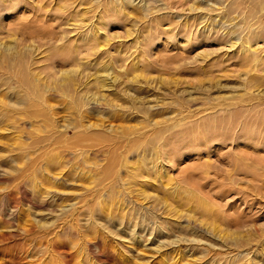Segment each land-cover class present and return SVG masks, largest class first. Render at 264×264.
<instances>
[{"label": "rangeland", "instance_id": "rangeland-1", "mask_svg": "<svg viewBox=\"0 0 264 264\" xmlns=\"http://www.w3.org/2000/svg\"><path fill=\"white\" fill-rule=\"evenodd\" d=\"M55 1L59 2V5H65L63 0H53L52 2ZM75 1L74 5H78L76 11L79 14L83 13L85 8L89 9V12L86 14L89 17L88 21L96 19L94 15L101 9L99 7H102L103 2L110 3L112 1L107 7L114 5L113 2H115L114 6L116 8H119L117 3L119 5L129 4L128 2L137 3L135 6L131 4L126 5L128 7L125 6L127 18L124 17L121 20H117L118 22H114L115 18L114 20L112 19L115 24L106 26V28L101 30V34H99L102 36V39H107L109 43L115 42V40H123L122 42H126L125 44L129 45L131 39H134L141 32V34H145L142 37L141 43L143 47H146V45L150 46V36H153L156 31H160V27L158 28L154 23L149 21V23H144L143 18L138 16L139 11L142 9H146L143 14L161 16L163 18L161 25L165 23L162 25V29H167L168 27L166 26L169 24H181L183 18H188V16L189 21L195 20V22H198L196 24L198 29L206 24L215 26L219 22L233 29L234 25L239 24L240 19V14L236 12L237 10H234V12L229 14L230 17L227 16L228 18L219 15V21L218 16L216 17L213 12H217V7L222 8H220V11L225 10L229 6V2L217 0H99L100 4L96 8L89 7L98 0ZM33 2L39 1L33 0ZM47 2H50L49 4L51 5L49 6L51 7L53 4L51 0H47ZM249 3L245 4L249 5ZM262 5L264 6V2H262ZM191 7L195 9L190 11ZM135 9L138 13L134 11ZM115 12L112 11L113 14ZM121 12L124 13L123 10ZM209 14L211 15L209 16ZM262 14H264V9L262 10ZM136 16L137 18H135ZM138 17L140 18L138 19ZM3 18L6 21L10 20L7 15H4ZM142 26L143 28H141ZM16 27L17 25L13 28L15 29ZM147 33L150 34L147 35ZM114 36L116 37L115 39H113ZM160 40L164 41L165 45L161 43L162 46H160L161 41H159L156 45L161 48L153 45L158 49L152 48L151 53L154 56H159L163 53L164 55L161 57L165 58V65L157 62L158 64L154 65L157 69L153 67L147 76L153 77L156 86L160 83L159 87L163 83L170 88H173L172 86L174 85H177L176 87L178 88L186 85L184 88L187 87L188 93L189 91H192V93L187 94L186 92L185 94H179L178 97L174 96V98L185 99L186 105L190 101L193 103L197 100L193 104L190 103V109L200 106L201 103L198 100L206 99L207 96L226 95L228 99L230 95H237L239 93L242 74H244L246 68L242 70L241 68L243 67H236L229 60L231 64L223 63L222 66L225 65V67L221 65L215 66L211 74H209V69L206 67L205 69L208 73L206 70H203L204 72L200 70L197 71L198 73L196 71L193 72L194 74L189 73L191 75L189 76L185 70L179 69V71H182L181 73L177 69L175 71L174 67L171 66L179 63L181 60L175 63H167L169 60L166 57L170 59L172 54L173 56L177 55V52L179 55L180 49H171L169 44L166 46L165 34L161 35ZM222 45L227 48L224 44H218L217 41H214L207 45H201L198 49L212 48L217 51L219 57H222L223 53L226 52L224 51L225 48L224 50L220 48ZM164 47L166 48L163 49L165 52H161ZM131 49L129 52H133L132 54L137 53V51L134 53L133 48ZM154 51H156V54ZM196 52V50L189 52L190 59L195 56ZM182 55H187V51L182 52ZM133 56L128 58L127 62ZM139 68H142V65ZM223 71L224 73H222ZM212 75H215V77ZM0 77L4 78V80L8 79L3 76ZM2 78H0V83L1 81L3 82L0 85L1 98L6 97L8 91L10 94L18 91L17 88L14 91L12 90L16 86L14 82H6ZM5 82L11 86H8ZM209 82L211 84L217 83L216 85H219V83L224 84V87H213L209 91L210 95H208L205 94L206 92L203 88L206 85L209 86ZM192 85L195 88L199 85L196 88L198 92H194L195 90L190 88L193 87ZM200 87H202L203 91L199 89ZM261 88L264 89V81ZM261 88L259 90H262ZM171 98L172 96H167L166 99L169 105L165 107L161 105L147 113L152 123L158 119L156 122L160 124L161 122H158L160 117H168L174 113V110L176 111ZM45 100L48 105L52 106L51 110L53 109L49 116H53L54 113L56 114L53 116L55 118H52L54 121L49 117L50 120L46 118L49 122L48 120L44 122L41 116H32V118L28 117V119L27 116L22 114L17 115V118L12 120L13 123L0 119V155L4 157V160L0 164V172L4 173V176L0 178V264H264V255H262L261 251L264 248V147L252 148V145L242 147L234 143L235 147H238V150H233L234 144L231 145V148L228 143L227 146L224 145L221 148L215 145L212 150L208 151V155L203 153L199 156H187L186 152L179 151L178 156L176 155L178 157L176 163L173 161H163L165 166H168V173L167 175L162 174L160 181H169L171 184H166V187L170 191L164 192L172 195L169 196L163 194V189L166 188L163 186V189H161V185L159 184L162 182L160 183L158 178L154 179L155 182L148 183L147 181L152 180L148 176L136 179L132 178L131 175H127L128 170H131L132 166L136 167V158H142L140 154L143 153V147L139 148L134 154L133 152L128 153L127 160L124 161L128 169L123 166L124 164L116 162L110 166L109 178L107 180L104 179V172L100 169L94 174L95 164L105 167V160H99L100 157H94L93 154H88L86 158L84 157L86 156L85 153L79 154L80 150L76 151L74 155L70 153L73 151V145L71 146L73 143L70 141L71 137H73V126L76 120H80L77 114L74 113L72 104H69L68 99L65 101V98L61 99L52 94L46 95ZM93 105L94 102H90L88 106L91 107L90 109H93ZM37 111L39 109L32 110V112ZM156 111L160 116L158 113H154ZM83 117V123L96 121L94 115L92 113L91 115L89 113L86 115V111L83 112ZM131 119L124 125L142 124V119L139 121L132 116ZM84 120L88 121L84 122ZM114 123L118 124V122L107 120L104 122L103 129L110 131L113 127L112 125L116 126ZM52 124L58 127L57 130H63L62 132L65 130V135L67 136L64 135L63 137H66L65 142H68L60 144L61 141L59 143L54 142V138H52L53 142H51L50 134L55 132L52 129ZM43 129L44 131H41ZM68 138L70 140H66ZM87 143L84 142V144L80 145L93 146L94 141L91 140ZM65 144H67L66 147ZM119 152L120 149L116 153L118 154ZM150 152L147 151L145 155L143 154V157L146 158L144 161L145 166L147 165L151 170L153 169L151 168L152 165L151 163L148 164V161L150 162L152 159ZM77 154L80 156L78 157ZM238 154L244 155V157L248 154L251 155H248L245 160L248 166L247 170L245 167L240 170H234L235 166H233L232 160ZM67 157L68 159H72L68 162ZM169 164L173 165V167ZM81 165L83 166L79 167ZM142 168H144V165ZM22 169L23 172L26 171L28 176L21 184V191L16 189L13 191L12 196L14 195L13 197H15L16 201L13 197L12 199L10 197V200L1 189L8 184L10 185L8 182L10 176L13 177ZM46 176L47 178L49 177L51 182L54 179L57 180L55 182L56 186L48 188L50 191L47 189L46 192L40 193L36 190L39 188V184L37 183L44 180ZM144 177L146 179L148 177L149 180L144 181ZM186 178H189L191 182L194 181L189 186L195 185L197 188L200 186L201 192L198 191V195H196L204 198L207 207L202 206L203 203L197 202L195 197H191V192H188L189 188L183 187ZM151 183L154 184L153 186L156 185L155 187L158 188V191L154 190L153 186V191L151 190ZM141 184L146 185V190L143 188V191L140 190L138 193L137 188ZM176 185L177 188L175 190H177L175 192L173 186L175 187ZM179 185H181V188L178 187ZM154 195L156 198L163 196L169 206L166 207L164 205L165 203L162 202L163 198L156 199ZM108 213H111V215L108 216ZM171 225L173 228L170 229ZM161 228L165 229L166 232H162ZM103 240L106 241L105 245L107 247L102 245L101 242ZM106 250L111 251L114 256ZM20 255L22 260L19 257ZM23 258L25 259L23 260Z\"/></svg>", "mask_w": 264, "mask_h": 264}, {"label": "bare ground", "instance_id": "bare-ground-1", "mask_svg": "<svg viewBox=\"0 0 264 264\" xmlns=\"http://www.w3.org/2000/svg\"><path fill=\"white\" fill-rule=\"evenodd\" d=\"M38 1L39 2H33V0H0V76L8 78L5 79L6 82H14L16 86L13 87L12 90L14 91L16 88L18 90L14 92L10 90L12 94L8 91L6 97H0V119L13 123L12 120L14 118L16 119L17 115L22 114L27 116V118L41 116L42 120L47 122L48 119L46 118L50 117L52 119L56 114L54 113L53 116H49L53 109L51 110L52 106L48 105L46 102L45 96L52 94L61 99L65 98V101L68 99L69 104H72L70 105L72 106L74 113H76L80 119L76 120L73 126V137H71V140L70 138L66 139L73 143L71 146L73 145L72 150L74 152L70 150V153L74 155L76 151L80 150L79 154L85 153L86 156L84 157L86 158L88 154H93L94 157L99 156V160H105V167H103V165H100V167L99 164H95L94 168V174L99 169L104 172L105 180L109 178L110 166L113 165V163L117 162L124 164V161L127 160L128 153L133 152L134 154L141 147H143V153L140 154L142 155V158H136V167L132 166L130 168L131 170H128L129 172H127V175H131L132 178L136 179H139L138 177L141 178L143 176H148L152 179L150 181L148 177L147 179L144 177V181L149 180L147 181L148 183L155 182L154 179L156 178H158L160 183L162 182L160 181V176H162V174L167 175L168 173V166H165L163 161H173L176 163L179 151L186 152L187 156H199L203 153L208 155V151L212 150L215 145L221 148L224 145L227 146L228 143L230 146L235 143L242 147L248 145H252V148L264 147V89L261 88L264 81V14H262V10L264 9L262 2H264V0H217L229 2V6H227L225 10L220 11L221 7H217V12H213L216 17L218 16V19L219 15L222 17H230L229 14L234 12V10H237L236 12L240 14L239 24L234 25L233 29L226 27L225 24H221V22H219L220 19L218 21L219 24H216L215 26L206 24L207 26L204 25L202 28L199 27L200 29H198V27H196L198 22H195L194 19V21H189V16L188 18L184 17L181 24H169L166 26L168 27L167 29H162V25L165 24L163 23L161 25L163 18H161V16H149L145 13L143 14L146 9H142L139 11V14L141 15L138 14V16L143 18L144 23L149 21L154 23L158 28L160 27V31L158 30L153 36H150L149 39L151 44L149 43L150 46L146 45V47L141 46L143 40L142 37L145 36V34H141V32L139 35H136L134 39H131L130 44L128 43L129 45L125 44L126 42H122L123 40H115V42L109 43L107 39H102V36L100 35L101 30L106 28V26L115 24L113 23L114 18L116 20H114V22H118L117 20H121L124 17L127 18V13L125 11L126 5L131 4L135 6L137 3L134 4L128 2L129 4L125 3V5H119L117 3L119 8H116V6H114L116 4L115 2H113L114 5H111L110 7L107 6L110 5L112 1L110 3L103 2L102 7H99L101 9L96 15H94L96 16V19L94 21H88L89 17L86 14L89 12V9L85 8L84 12L79 14V12L76 11L78 5H74V2H76L75 0H63L65 2L64 6L59 5V2H52L53 0H51V3H53L51 7L49 6L51 5L49 4L50 2H47V0ZM230 2L232 3L230 4ZM247 2H250L249 5L245 4ZM92 4L93 5L89 8H96L99 6L100 1H95ZM193 9L195 8L191 7L189 10L191 11ZM206 9L209 10L208 8ZM121 10H123L124 13H122ZM112 11H120L121 13L115 12L116 14H113ZM134 11H136V9ZM136 12L138 13V11ZM258 13L259 15H257ZM211 14H209V16ZM4 15H7L10 20L6 21L3 18ZM135 18H137V16ZM139 18L140 17H138V19ZM15 25H17V27L14 29L13 27ZM141 28H143V26ZM149 34L147 33V35ZM163 34H165L166 37V46L169 44L171 49L177 48L176 50L180 49L181 51H179V55L178 52L177 55L173 56L172 54L170 59H168L169 57H166L167 55L165 56L167 60H169V62H167L168 64L181 60L174 65L170 64L174 67L175 71L176 69L177 71L183 69L188 72L185 73L189 75V73H193L194 71L197 72L201 70L204 72L203 70H206L205 68L208 67V72L211 74L215 66H222L223 63L228 64L230 63L229 60L236 67H243L241 68L242 70L246 68L244 74H242L243 77L241 79L242 83L238 91L239 93H236L237 95H230L231 97L229 96L228 99L226 95L207 96L206 99L203 98L198 100L201 103L200 106L190 109L191 104L195 103L197 100L193 103L190 101L189 104L186 105L185 99L180 100V98H174V96L178 97L179 94H185L186 92L187 94L192 93V91H189L188 93L187 87L184 88L186 85L182 88L176 87L177 85H171L173 88H170L164 83L159 87V83L156 86L153 77H148L147 74L150 73V70L153 67L156 68L154 65H157V62L165 65V58L163 59L161 57L164 55L163 53L159 56L155 55L158 58L151 53L152 48L155 46L158 47L156 44L161 41V35ZM115 38L116 37L114 36L113 39ZM110 39L112 38L110 37ZM214 41H217L218 44H224L227 47L225 48L223 45V48L220 47L222 50L225 48L224 51H226L223 53L222 57H219L217 51L212 48L198 49L201 45H207ZM161 43L162 45H165L164 41L160 42V46H162ZM131 48H133L134 53L136 51L137 53L132 54L133 52H129L132 50ZM163 49L166 48L164 47L162 50L160 49L161 52L164 51ZM194 50L197 52L195 56L190 59L189 52ZM186 51L187 55H182V52ZM154 53L156 54V51H154ZM131 56L133 57L127 62L128 58ZM188 58L190 60H186ZM139 64L142 65V68H139ZM223 66L225 67V65ZM182 71L179 72L182 73ZM185 73L183 74L185 75ZM222 73H224V71ZM213 77H215V75ZM171 78L170 80H172ZM2 79L5 81L4 78ZM1 83L3 84L2 81ZM1 83L0 85H2ZM6 84L8 85L9 83ZM216 84L217 83H210L209 86L206 85L205 87L203 85V90L206 92L205 94L210 95L209 91L212 90L213 87H224V84ZM192 86L194 87V85ZM193 87L190 88L194 89V92H196L197 87ZM259 87L262 90H259ZM199 89L203 91L202 87ZM167 96H172L171 100H173L175 105L173 106L176 111L174 110V113L168 117H160L163 119L159 118L158 122H161L160 124L156 122L158 119L152 123L150 121L151 119L148 118L147 113L161 105H164V107L169 105L166 101ZM164 100L165 102H163ZM171 100L170 103L172 104ZM90 102H94L92 108L95 109V111L88 106ZM33 109H39V111L32 112ZM178 109L181 111L180 113ZM85 111L86 115L87 113L90 115L92 113L96 121L90 123L87 120L88 123H83V112ZM154 113L158 112L156 111ZM131 116L137 118L139 121L142 119V124L136 123L137 125H124L125 123L127 124L129 119H134H131ZM107 120L118 122V124L116 125L114 123L116 126L112 125L113 127L110 131H108V129L104 130L103 125ZM87 121L84 120V122ZM160 127L161 129H159ZM52 129H54L53 131L55 132L52 131L53 133L50 134L51 142H53L52 138H54V142L59 143L61 141L60 144L64 143L66 138L63 137L66 134L65 130L64 132L60 129L57 130L58 127L56 125L53 126ZM41 131H44V129ZM47 131L49 132V130ZM91 140L94 141L93 146L80 145ZM235 144L234 148H232V146L231 148L233 150H238V147L236 148ZM66 145L67 144H65V147ZM241 146L239 147V150ZM92 147L93 149H91ZM119 149L120 152L117 154L116 152ZM151 150L152 152H150ZM147 151L152 155V159H148L150 162L147 160L148 164L151 163L152 165L151 168L153 169L151 170L147 165L145 166L144 162L146 158L143 157V154L145 155ZM248 155L246 157H248ZM77 156L79 157L80 155L77 154ZM68 157L66 159L69 162L72 158L68 159ZM246 157L238 154L232 160L233 166H235V171L243 169V167H245V169L248 167L245 163V160L247 159ZM2 160H4V157L0 155V164ZM143 165L144 168H142ZM199 165L202 166L201 164ZM82 166L83 165L79 167ZM123 166L127 168L125 164ZM170 166L173 167V165ZM23 169L13 177L10 176L8 181L10 185L8 184L1 189L7 198L10 199L11 197L12 199L14 196H12V194L15 189L21 191V184L28 176L26 171L23 172ZM53 174L55 175V173ZM3 176L4 173L0 172V178ZM185 180L184 185H186H183V187L187 189L189 188L188 192H191V197H195L197 202L203 203L202 206L205 207L206 201L204 198H202L201 195V197L197 196L198 191L201 192L200 186L198 188L195 187V185L189 186L190 184L192 185V182L194 181L191 182L189 178H186ZM55 182H57V180L54 179V181L51 182L49 177L47 178L46 176L40 183L38 181L37 184H39V188L36 190L40 193L46 192L48 188L56 186ZM152 183L150 184L151 190L154 188V190L158 191V188L155 187L156 185L153 186L154 184ZM162 183L159 184L161 185V189H163V186L166 188L163 189V194L172 196L168 192L164 193L165 191H170L169 188L166 187L167 183L170 184L169 181ZM139 186L141 188H137L138 193L140 190L143 191V188L145 189L146 185L141 184ZM147 186H149V184H147ZM178 187L181 188V185ZM175 188H177V185L175 187L173 186V190H175ZM144 196L146 197V195ZM154 197L156 198L155 195ZM13 198L15 200V197ZM161 198H163L162 202L165 203L164 205L168 207L169 204L166 203L163 196L158 199ZM8 202L10 201L8 200ZM107 215L110 216L111 213H108ZM234 225L232 226L234 227ZM169 228H173L172 225ZM160 230L166 232L165 229L161 228ZM105 242L106 241L103 240L101 243L107 247ZM106 251L113 255L111 251ZM261 251L263 253L262 255H264V248H262ZM19 257L21 258V255ZM24 259L25 258H23V260Z\"/></svg>", "mask_w": 264, "mask_h": 264}]
</instances>
